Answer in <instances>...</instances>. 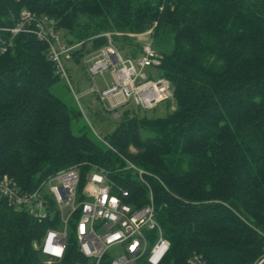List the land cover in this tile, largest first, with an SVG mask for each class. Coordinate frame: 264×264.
I'll use <instances>...</instances> for the list:
<instances>
[{
	"label": "trees",
	"instance_id": "16d2710c",
	"mask_svg": "<svg viewBox=\"0 0 264 264\" xmlns=\"http://www.w3.org/2000/svg\"><path fill=\"white\" fill-rule=\"evenodd\" d=\"M23 11L54 20L68 44L81 43L68 65L81 66L109 32L120 34V51L136 56L142 47L129 35L153 29L163 59L153 72L171 83L173 96L151 110L119 109L112 131L99 136L80 105L57 92L63 81L47 45L19 34L0 53V178L32 192L63 170L78 168L81 186L104 170L113 193L128 191L133 207L152 192L170 242L162 264H189L194 255L207 264L260 261L264 0H0V27H15ZM128 162L146 172L147 185ZM50 228L55 223L40 224L0 196V264H48L39 246ZM83 262L71 247L51 264Z\"/></svg>",
	"mask_w": 264,
	"mask_h": 264
},
{
	"label": "built area",
	"instance_id": "2783aa9c",
	"mask_svg": "<svg viewBox=\"0 0 264 264\" xmlns=\"http://www.w3.org/2000/svg\"><path fill=\"white\" fill-rule=\"evenodd\" d=\"M152 33L153 29H150L143 34L129 35L139 44L146 36L150 37V43L136 56L120 51L114 40L120 34L109 32L101 35L107 38L105 46L81 58V67L93 82L90 94L100 98L113 118L116 115L114 119L119 117V109L130 104L151 110L172 99L171 83L161 77L149 78L146 72L155 71L163 60L153 47ZM19 34L33 35L47 45V57L57 76L73 90L67 61L73 59L81 43L68 44L58 33L54 20L37 18L31 12L23 11L15 27H0L1 54ZM108 71L112 83L99 90L95 78ZM128 164V168L135 170L140 181L147 185L146 172ZM0 196L5 198L8 206L24 209L40 224L47 220L55 223L56 228L46 231L39 246L48 264L62 261L71 247L76 248L83 264H162L170 250V242L157 220L152 192L145 206L133 207L128 202V191L121 189L119 194L113 193V185L104 170L94 171L83 186L78 168L63 170L32 192L22 191L15 179L5 176L0 178ZM72 235L76 238L73 245L70 243ZM56 248L61 250L59 254L51 250ZM114 248L122 250L116 259L109 255ZM189 264L207 263L202 256L194 255ZM255 264H264V257Z\"/></svg>",
	"mask_w": 264,
	"mask_h": 264
},
{
	"label": "rangeland",
	"instance_id": "374dc122",
	"mask_svg": "<svg viewBox=\"0 0 264 264\" xmlns=\"http://www.w3.org/2000/svg\"><path fill=\"white\" fill-rule=\"evenodd\" d=\"M123 40H119V44H121ZM124 43V42H123ZM122 43V44H123ZM150 43V37L146 36L144 40L141 41V47H145ZM118 45V44H117ZM119 46V45H118ZM129 53L137 52V48L129 47L127 49ZM132 56V55H131ZM71 74V80L73 83V90L64 82H60L58 88L56 89L59 92L60 96L65 99L67 102L72 103L77 102L80 105V108L85 117V121L94 127V131L97 135H105L112 131L114 125L116 124V120H114L111 115V111L107 110L106 112L102 111L103 107L100 103V100L96 98V95L90 94V86L92 85V81L88 78L85 73L84 68L78 65L70 64L68 65ZM148 73L149 78L157 79L159 78V74L157 72H153L151 70L146 71ZM96 87L99 90L106 89L112 83L111 73L105 72L104 74L97 76L95 78ZM76 97H78V101H76ZM161 106H165V104H161ZM128 108L134 107L132 104L127 106ZM160 109V108H159ZM163 110V108H162ZM122 111H119L121 113ZM160 113L161 110L159 111ZM110 113V114H109ZM99 117V119L96 117ZM116 118V115L114 116ZM71 245L76 244V238L74 235L70 237ZM122 252L119 248H114L110 251V258L116 259L119 257V254Z\"/></svg>",
	"mask_w": 264,
	"mask_h": 264
},
{
	"label": "clouds",
	"instance_id": "9594fccd",
	"mask_svg": "<svg viewBox=\"0 0 264 264\" xmlns=\"http://www.w3.org/2000/svg\"><path fill=\"white\" fill-rule=\"evenodd\" d=\"M51 240V234L49 235V241ZM52 251H55L57 254L61 251L59 248L51 249Z\"/></svg>",
	"mask_w": 264,
	"mask_h": 264
},
{
	"label": "crops",
	"instance_id": "0c3cea01",
	"mask_svg": "<svg viewBox=\"0 0 264 264\" xmlns=\"http://www.w3.org/2000/svg\"><path fill=\"white\" fill-rule=\"evenodd\" d=\"M96 117L99 119V117L96 115Z\"/></svg>",
	"mask_w": 264,
	"mask_h": 264
}]
</instances>
